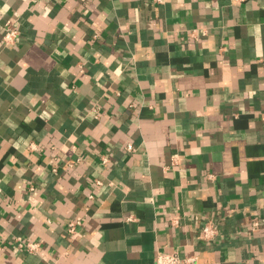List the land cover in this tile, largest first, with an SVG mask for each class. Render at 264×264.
Instances as JSON below:
<instances>
[{
	"label": "crops",
	"instance_id": "crops-1",
	"mask_svg": "<svg viewBox=\"0 0 264 264\" xmlns=\"http://www.w3.org/2000/svg\"><path fill=\"white\" fill-rule=\"evenodd\" d=\"M171 253L264 264V0H0V264Z\"/></svg>",
	"mask_w": 264,
	"mask_h": 264
},
{
	"label": "built area",
	"instance_id": "built-area-1",
	"mask_svg": "<svg viewBox=\"0 0 264 264\" xmlns=\"http://www.w3.org/2000/svg\"><path fill=\"white\" fill-rule=\"evenodd\" d=\"M165 0H150L153 5L160 6L164 4ZM234 4H244L249 0H230ZM19 32L18 30L11 25L5 27L2 34V43L5 47L13 46L18 39ZM126 150L131 152L132 145L128 144L126 146ZM102 163L106 164L108 160L106 158H102ZM99 184V183H98ZM81 226V222L79 220H68L66 222L65 230L69 237L74 238L78 233V229ZM258 226V222L253 224V230H256ZM218 235L216 227L211 222H206L202 225L199 234L198 240L205 244L212 243ZM17 248L23 249L27 253H36L40 250V244L28 241H22V239H16ZM155 264H198L197 256L195 255H185L179 256L176 253L171 254H159L155 259Z\"/></svg>",
	"mask_w": 264,
	"mask_h": 264
}]
</instances>
